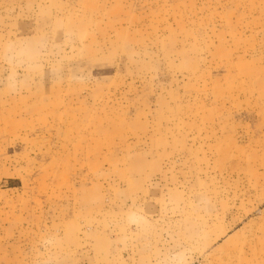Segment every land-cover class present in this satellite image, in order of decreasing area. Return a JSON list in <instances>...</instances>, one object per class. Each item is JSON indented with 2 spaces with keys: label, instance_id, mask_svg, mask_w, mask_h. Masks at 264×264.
Masks as SVG:
<instances>
[{
  "label": "rangeland",
  "instance_id": "374dc122",
  "mask_svg": "<svg viewBox=\"0 0 264 264\" xmlns=\"http://www.w3.org/2000/svg\"><path fill=\"white\" fill-rule=\"evenodd\" d=\"M0 264H264V0H0Z\"/></svg>",
  "mask_w": 264,
  "mask_h": 264
}]
</instances>
